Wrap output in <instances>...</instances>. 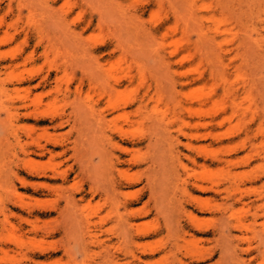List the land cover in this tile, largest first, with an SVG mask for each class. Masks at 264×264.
<instances>
[{
	"label": "rangeland",
	"instance_id": "obj_1",
	"mask_svg": "<svg viewBox=\"0 0 264 264\" xmlns=\"http://www.w3.org/2000/svg\"><path fill=\"white\" fill-rule=\"evenodd\" d=\"M143 95L108 116L143 134L119 166L143 182L93 194L82 111ZM262 197L264 0H0V264H229L234 234L232 264H264Z\"/></svg>",
	"mask_w": 264,
	"mask_h": 264
},
{
	"label": "bare ground",
	"instance_id": "obj_2",
	"mask_svg": "<svg viewBox=\"0 0 264 264\" xmlns=\"http://www.w3.org/2000/svg\"><path fill=\"white\" fill-rule=\"evenodd\" d=\"M108 14V13H107ZM58 18V17H57ZM51 22V21H50ZM68 35V34H67ZM91 60V59H90ZM133 77L132 75H130V73L126 74V80H129V81H132ZM124 80V77H118V78H115L114 80V83H110L108 84L107 86L110 87L111 91L112 92H115L117 91L116 89V86L121 84ZM106 88V87H105ZM107 90V89H106ZM109 90V88H108ZM110 92V91H109ZM108 92V93H109ZM137 102L138 103V107H137V113L138 115L141 116V119L144 120L145 118V109H146V98L145 96H141L138 101L137 100H125L123 103L121 104H114V105H111L109 106L108 109H105V110H101L98 112V114L95 113L96 117L92 120L90 115H88L90 118L88 119L90 122H86V128L87 129H83L82 127V121L86 119V117L84 118L85 115H87V110L84 112L82 111L83 113H86L85 115H81L83 117V120L81 118V127H80V132L78 134V138H77V141H76V147L77 149L75 148V155H76V158L77 159H80V161H83V168L85 170V167L84 165L89 166V169L92 170L93 172V175L96 177L98 175V171H99V168L101 169V167H106V170H103L101 171L100 173V179H95L94 180L98 181L97 183L95 181H93V184L90 185V190L93 194L99 192L100 190H103L105 191L111 198H115L117 196H119V188H127V187H130V186H133L135 185L136 183H142L143 182V174H145V172H141L140 175H133V174H130L128 173L125 169H121L119 168V166H123L125 163H128L129 160H127L126 158H124V156L126 154H133L134 156L132 157L131 161L133 164H140V165H143L144 163V159L143 158H137V156H135V152L137 151L138 152V149L135 150V148H132L130 147L128 144H132V145H138V144H141L143 143V140H142V135L138 137V136H134V135H131L129 133V131H124L122 130L120 127L117 126V124H115V120H117L118 117H111V118H108L109 115H111L114 111L116 110H119L120 108H128L130 106L133 105L134 102ZM79 105V104H78ZM83 106V105H82ZM84 107V106H83ZM81 110V109H80ZM85 110V109H84ZM38 114V113H37ZM42 114V113H41ZM39 114V115H41ZM44 114V113H43ZM42 114V115H43ZM94 114V113H93ZM92 114V115H93ZM94 115V116H95ZM37 116V115H36ZM120 117V116H119ZM119 119V118H118ZM87 120V121H88ZM4 122V121H3ZM65 122V121H64ZM62 123H60V125H62ZM76 124V123H74ZM59 125V126H60ZM87 125H90V127ZM94 127V128H93ZM54 138V137H53ZM52 139V138H51ZM35 140V139H34ZM52 142V141H50ZM40 145V144H39ZM56 145V144H54ZM47 147V146H46ZM109 148L111 150H109ZM97 158L98 157V164L96 163H91L92 160L94 158ZM139 160V162H138ZM220 160V159H219ZM222 161V159H221ZM131 163V164H132ZM82 168V169H83ZM90 173V172H89ZM135 174V173H134ZM138 174V173H136ZM149 180V179H148ZM102 182V181H106V184H102V185H99V182ZM105 185V186H104ZM153 187V186H151ZM199 188L201 191L203 192H206V191H209V190H213L212 188H209L207 186H204V185H199ZM221 189V188H220ZM237 190V189H236ZM222 191V190H221ZM216 192L219 193V190L217 189ZM121 193V192H120ZM157 193H160L161 197H162V194L161 192L157 191L155 188L152 189L151 191V196H153L155 199H156V205H155V209L157 212H159V214L161 215V213L165 210L164 206H162V203H163V200L161 199L159 201V197L157 196ZM75 196L74 194H71L69 196H67V205L69 202H71L72 204V201L74 200ZM165 198V196H164ZM240 199V198H239ZM76 200V199H75ZM237 200V199H235ZM261 205H259L260 207V214L259 216L262 217V215L264 216V197L261 198ZM165 202V201H164ZM236 202V201H235ZM131 203V200L129 198H126L125 202H124V206H128L130 205ZM203 203V202H201ZM66 205V204H65ZM77 205V204H76ZM171 204H169L170 206ZM69 206V205H68ZM73 208L75 206V204L73 205ZM78 206V205H77ZM66 207V206H65ZM230 207V206H229ZM229 207L226 209H224L223 211H226L229 209ZM77 208V207H76ZM172 208V207H171ZM66 209V208H65ZM80 210V209H79ZM67 212H69L67 210ZM66 212V213H67ZM71 212V211H70ZM78 211L75 212L74 210V215H72L69 220H68V226H70V228H73L74 226L78 224L79 227L82 226V223L80 221V218H82L83 215H81V217H79V215L77 216V213ZM75 213H77L75 215ZM80 213V212H79ZM164 213V212H163ZM169 214V213H168ZM226 214V213H225ZM224 214V215H225ZM69 215V214H67ZM163 215V214H162ZM170 215V214H169ZM129 216V214H128ZM168 217V216H167ZM124 218V217H123ZM192 218L193 220L197 219L196 216H193L192 215ZM225 218V216H223V219ZM228 218V217H227ZM264 219V217H263ZM87 220V219H86ZM129 220L130 218L129 217H126L124 219V222L125 224H129ZM168 220V219H167ZM84 221V219H83ZM227 222L230 223L231 225V222L228 221L227 219ZM96 223V222H95ZM264 223V222H263ZM167 224H168V221H167ZM171 224V223H169ZM241 224V223H240ZM228 224H226V227H227ZM251 225V223H250ZM67 226V227H68ZM95 226V225H94ZM233 226V225H231ZM242 226V225H241ZM241 226H240V229H241ZM263 226V225H262ZM90 227V226H89ZM170 228V226H169ZM168 228V229H169ZM235 228L239 229L238 226H236ZM68 229V228H67ZM82 230V228H80ZM85 229H88V221H87V226ZM127 230V228H125ZM228 231H229V235L228 236H231V232H233L231 229L227 228ZM234 229V228H233ZM71 230V229H70ZM75 230H76V227H75ZM236 230V229H235ZM261 230H264L263 227L261 228ZM72 231V230H71ZM74 231V230H73ZM83 231V230H82ZM155 233L159 232L158 229L154 230ZM260 230H258L259 232ZM89 232V231H88ZM69 233V232H68ZM126 234H128L127 232H125ZM148 233V232H146ZM146 233L143 232V235H147ZM221 233V236L222 237H227L225 236V233H224V230ZM92 234V232H91ZM258 234V233H257ZM227 235V234H226ZM236 234H234V236H231L229 237L230 239H225L226 240V243H224L223 245V256H225V258H229V264H232L231 261H233V258L235 257H239V254L237 252V248L239 247V245H237L235 242H234V239H231L232 237H235V238H238L239 239V235L238 237L235 236ZM94 237V236H93ZM241 237V236H240ZM259 237V240L257 241L258 243H256V245L258 244V248L260 249V253H262L263 251L261 250H264V232H259L258 235H254V240L255 238L258 239ZM242 239L243 241V238H240ZM239 239V240H240ZM245 240V239H244ZM244 242V241H243ZM251 244V243H250ZM253 245V243H252ZM255 245V246H256ZM254 246V245H253ZM240 248V247H239ZM247 248V247H246ZM251 248H253L252 246L250 248H247V249H244V251L246 253H248L249 251H251ZM241 249V248H240ZM254 249V248H253ZM253 251V250H252ZM263 254V253H262ZM261 254V255H262ZM236 255V256H235ZM204 256V255H203ZM202 256V257H203ZM256 256V255H255ZM263 256V255H262ZM236 259V258H235ZM242 261V260H241ZM244 263V261H242ZM241 263V262H240ZM242 263V264H243ZM245 264V263H244ZM247 264H251L250 262L247 263Z\"/></svg>",
	"mask_w": 264,
	"mask_h": 264
}]
</instances>
